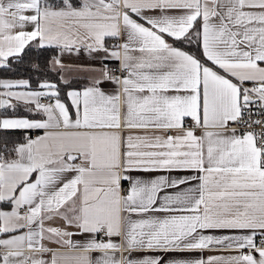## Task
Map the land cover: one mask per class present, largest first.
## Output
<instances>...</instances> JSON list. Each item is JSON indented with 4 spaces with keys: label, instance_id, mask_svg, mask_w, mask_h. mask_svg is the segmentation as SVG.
<instances>
[{
    "label": "snow or ice",
    "instance_id": "6c2138e0",
    "mask_svg": "<svg viewBox=\"0 0 264 264\" xmlns=\"http://www.w3.org/2000/svg\"><path fill=\"white\" fill-rule=\"evenodd\" d=\"M13 65L34 76L0 78V264H264V0H0Z\"/></svg>",
    "mask_w": 264,
    "mask_h": 264
},
{
    "label": "crops",
    "instance_id": "0c3cea01",
    "mask_svg": "<svg viewBox=\"0 0 264 264\" xmlns=\"http://www.w3.org/2000/svg\"><path fill=\"white\" fill-rule=\"evenodd\" d=\"M119 42H122V41H119ZM170 42H173V41H170ZM106 43L115 45L116 43H118V41L116 39L106 38ZM175 43H176V46H178V47H183L185 50L193 51L192 49H189L187 46L179 44L178 41ZM63 62L65 64L69 65L70 68H73V69L75 68V66H87L90 63H93L92 58L87 54V52H85L83 50L81 51L80 54H76V53L65 54L63 57ZM113 64L119 65V63L115 62V61H109L108 62L109 67H110V65H113ZM97 66H99V65H97ZM85 75H86L85 72H79V71L72 70V71L64 74V78L68 79V80L77 79L79 81V85H83V84L87 83V81L84 79ZM9 79H18V78H9ZM65 102H67V101H65ZM14 103H15V101H14ZM42 103H48V102H42ZM21 109L24 111L23 107H21ZM0 113H4V112L0 111ZM6 115L7 116H13V115L27 116L29 119H43V118H45L42 113H29L26 111H24L23 113H18V114L6 113ZM187 120L191 121L190 118H186L185 122ZM137 131L142 132L143 130H137ZM41 134H42V130H37V134L35 136L41 135ZM197 134H199V132ZM23 135H25V133ZM186 174L187 173H181V175H186ZM130 175L141 176V177L147 179L149 177H154V176H158V175H167V173L155 172V173L146 174V173H142V172H133V173H130ZM176 175H177V173H175V172L172 173L173 177H175ZM122 183L127 185L124 182H122ZM169 191H172V190H169ZM7 207L8 206H6L4 208L7 209ZM161 215H163V214H161ZM134 218H136V217H134ZM227 254L228 253L226 251H223V250L211 249V250H205L203 253H193L192 257H188V258H193V257L198 256V255H202L204 257H207L208 255H227Z\"/></svg>",
    "mask_w": 264,
    "mask_h": 264
},
{
    "label": "trees",
    "instance_id": "16d2710c",
    "mask_svg": "<svg viewBox=\"0 0 264 264\" xmlns=\"http://www.w3.org/2000/svg\"><path fill=\"white\" fill-rule=\"evenodd\" d=\"M179 44H181L180 42H178ZM181 45H184V44H181ZM184 46H187V45H184ZM189 49H192L194 52L197 51V49L195 48H192V47H189L187 46ZM35 53H30V55H34ZM46 54H49V53H46ZM51 55H55L56 53L53 51L50 53ZM30 76H34V74H29V73H26L25 72V69L23 67H21L19 69V71H16V66L13 65V68L11 71H6L4 69H0V78H29ZM36 79H43L41 77H38L36 76L35 78L32 79V87L33 88H36ZM49 79H52L54 80L56 83H58L60 85V87L63 89V90H66L65 89V86L63 85V83L56 79L55 76L53 77H50ZM70 81H72L73 83L75 84H78L79 85V81L77 79H70ZM61 95H63V91L61 93ZM0 111L4 112L3 109H0ZM24 111L21 109L20 106H18L17 110H7L6 113H11V114H18V113H23ZM24 132L23 131H20V130H17V131H10V132H6V133H3V135H6V136H10L14 139H19V138H22L24 135ZM7 205H3V207H6Z\"/></svg>",
    "mask_w": 264,
    "mask_h": 264
},
{
    "label": "built area",
    "instance_id": "2783aa9c",
    "mask_svg": "<svg viewBox=\"0 0 264 264\" xmlns=\"http://www.w3.org/2000/svg\"><path fill=\"white\" fill-rule=\"evenodd\" d=\"M110 67L115 69V68L119 67V65L118 64H113V65H110ZM42 102H49V100L47 98H44V99H42ZM191 123L192 122L189 121V120H187L185 122V124L189 125V126L191 125ZM232 127H237V126L236 125H232ZM257 131H259V129H257ZM28 134L31 135V136H35L37 134V130H32ZM123 186L127 187V185H125V184H123Z\"/></svg>",
    "mask_w": 264,
    "mask_h": 264
}]
</instances>
